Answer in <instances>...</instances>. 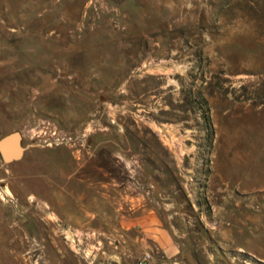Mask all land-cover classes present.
I'll use <instances>...</instances> for the list:
<instances>
[{
    "label": "rangeland",
    "instance_id": "374dc122",
    "mask_svg": "<svg viewBox=\"0 0 264 264\" xmlns=\"http://www.w3.org/2000/svg\"><path fill=\"white\" fill-rule=\"evenodd\" d=\"M14 129L0 264H264V0H0Z\"/></svg>",
    "mask_w": 264,
    "mask_h": 264
},
{
    "label": "water",
    "instance_id": "95a60500",
    "mask_svg": "<svg viewBox=\"0 0 264 264\" xmlns=\"http://www.w3.org/2000/svg\"><path fill=\"white\" fill-rule=\"evenodd\" d=\"M24 149L20 130H10L0 136V156L4 161L9 162L20 158Z\"/></svg>",
    "mask_w": 264,
    "mask_h": 264
},
{
    "label": "built area",
    "instance_id": "2783aa9c",
    "mask_svg": "<svg viewBox=\"0 0 264 264\" xmlns=\"http://www.w3.org/2000/svg\"><path fill=\"white\" fill-rule=\"evenodd\" d=\"M148 256H149V254H146V255L143 257L142 261H143L144 263H146V261L148 260Z\"/></svg>",
    "mask_w": 264,
    "mask_h": 264
},
{
    "label": "flooded vegetation",
    "instance_id": "af4514ba",
    "mask_svg": "<svg viewBox=\"0 0 264 264\" xmlns=\"http://www.w3.org/2000/svg\"><path fill=\"white\" fill-rule=\"evenodd\" d=\"M21 157H22V156H21ZM21 157H20V158H21ZM7 191L9 192V190H8V189H7Z\"/></svg>",
    "mask_w": 264,
    "mask_h": 264
}]
</instances>
